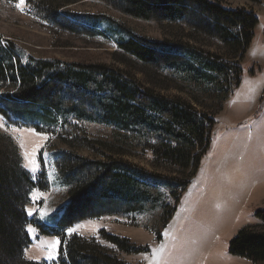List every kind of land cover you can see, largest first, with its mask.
I'll list each match as a JSON object with an SVG mask.
<instances>
[{
    "label": "trees",
    "instance_id": "1",
    "mask_svg": "<svg viewBox=\"0 0 264 264\" xmlns=\"http://www.w3.org/2000/svg\"><path fill=\"white\" fill-rule=\"evenodd\" d=\"M80 1L26 0V7L55 34L89 44L114 42L116 62L129 70L58 59L24 61L0 34V118L51 136L44 153L67 201L56 226L28 215L32 192L50 190L47 163L40 153L39 171L31 174L17 146L5 136L13 147L0 148V264H49L25 260L33 244L29 226L60 239L59 264H130L116 252L150 253L148 246L105 230L91 238L67 234L82 221L124 218L162 242L183 193L211 149L216 115L242 84L241 60L259 24L254 11L212 0H95L126 17L182 32L180 38L160 41L111 16L68 9ZM203 41L217 43L224 56L201 47ZM132 71L143 74L147 84ZM170 90L177 94H162ZM88 124L108 128L110 135L95 137ZM126 155L149 157L154 167L168 168L173 175L145 170L124 160ZM255 218L264 223V210ZM229 254L264 264V232L242 229Z\"/></svg>",
    "mask_w": 264,
    "mask_h": 264
},
{
    "label": "rangeland",
    "instance_id": "2",
    "mask_svg": "<svg viewBox=\"0 0 264 264\" xmlns=\"http://www.w3.org/2000/svg\"><path fill=\"white\" fill-rule=\"evenodd\" d=\"M212 1L233 9L254 11L259 24L255 39L241 60L244 72L242 84L216 115L211 149L183 193L177 212L163 231V241L158 243L152 232L118 217L82 221L73 227L76 231L71 233L91 238L105 230L126 237L139 246L149 247V254L125 255L116 252L118 257L130 264H254L247 259L231 256L229 246L244 228L253 227L264 232V223L255 218L259 210H264V0H259L257 4L249 0ZM17 4H20L19 8ZM68 9L111 16L137 33L155 40L180 38L182 34L176 26L167 27L126 17L95 0H83ZM0 34L4 42L13 43L24 61L30 57L58 59L68 63L106 64L129 70L116 62L114 42L89 44L74 36L55 34L45 23L28 13L26 0L23 3L21 0H0ZM201 45L224 56L215 42L203 41ZM132 73L139 82L147 84L143 74ZM162 94L174 96L177 91H162ZM85 126L95 137L106 138L111 132L100 125ZM5 136L17 146L24 168L36 175L39 155L53 140L51 136L9 125L0 118V148L12 149L13 145ZM80 154L94 157L85 150H80ZM43 156L47 163L50 190L33 191L27 210L33 212V215H29L31 218H39L46 226H56L65 215L67 201L58 185L53 163L50 164L47 154ZM123 159L150 172L168 177L173 175L168 168L154 167L149 157L126 155ZM31 228L33 231L29 234L33 244L25 251V260L59 264L60 239L42 236L36 228ZM67 234L71 235L68 231Z\"/></svg>",
    "mask_w": 264,
    "mask_h": 264
},
{
    "label": "snow or ice",
    "instance_id": "3",
    "mask_svg": "<svg viewBox=\"0 0 264 264\" xmlns=\"http://www.w3.org/2000/svg\"><path fill=\"white\" fill-rule=\"evenodd\" d=\"M21 3H23V0H21ZM17 7L19 8L20 4H17ZM41 135H43V134H41ZM45 138L47 139V137H45ZM43 155H46V154H43ZM33 171H35V170H33ZM27 211H28V215H33V212L31 210H27ZM27 231L29 233H31L33 231L31 226L28 227ZM67 231H68L69 234H71V233H74L76 231V229L75 228H68ZM57 243H59V241H57Z\"/></svg>",
    "mask_w": 264,
    "mask_h": 264
}]
</instances>
